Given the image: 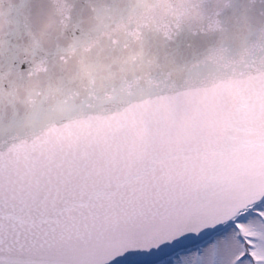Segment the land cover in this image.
Wrapping results in <instances>:
<instances>
[{
  "label": "snow or ice",
  "instance_id": "1",
  "mask_svg": "<svg viewBox=\"0 0 264 264\" xmlns=\"http://www.w3.org/2000/svg\"><path fill=\"white\" fill-rule=\"evenodd\" d=\"M0 264H264V0H0Z\"/></svg>",
  "mask_w": 264,
  "mask_h": 264
},
{
  "label": "water",
  "instance_id": "2",
  "mask_svg": "<svg viewBox=\"0 0 264 264\" xmlns=\"http://www.w3.org/2000/svg\"><path fill=\"white\" fill-rule=\"evenodd\" d=\"M206 43L190 36L178 38L176 44L172 45L178 52V60L181 62L191 61L196 58L205 48Z\"/></svg>",
  "mask_w": 264,
  "mask_h": 264
}]
</instances>
